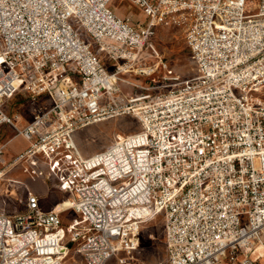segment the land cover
Instances as JSON below:
<instances>
[{
  "label": "built area",
  "instance_id": "2783aa9c",
  "mask_svg": "<svg viewBox=\"0 0 264 264\" xmlns=\"http://www.w3.org/2000/svg\"><path fill=\"white\" fill-rule=\"evenodd\" d=\"M112 1L0 0V127L29 143L9 164L1 144L0 167H44L67 195L46 209L29 190L23 210L0 209V264L127 259L161 213L166 264H263L264 0H128L144 22ZM159 26L183 32L192 75L170 70ZM18 93L37 105L24 126L5 108ZM126 114L138 131L82 154L77 131Z\"/></svg>",
  "mask_w": 264,
  "mask_h": 264
},
{
  "label": "rangeland",
  "instance_id": "374dc122",
  "mask_svg": "<svg viewBox=\"0 0 264 264\" xmlns=\"http://www.w3.org/2000/svg\"><path fill=\"white\" fill-rule=\"evenodd\" d=\"M115 12L124 17L130 15L133 19L145 21L146 15L135 4L128 0H113ZM87 42L93 41L90 36H84ZM151 41L157 49L169 60V68L173 73H179L185 77L193 74L195 65L190 56V51L186 46L183 32L173 26H159L154 30ZM96 46L94 45L93 49ZM147 54L150 52L144 50ZM102 60L107 62V56L102 53L99 55ZM156 58L148 57L143 62L153 63ZM107 67L111 69L109 63ZM164 71L160 65L157 72L148 79H157ZM125 77L128 74L124 75ZM145 80L146 77H140ZM123 88L132 94V87L122 84ZM46 102V100H45ZM37 105L32 104L31 98L25 93H18L12 99L6 101L5 108L12 114L25 113L24 118H32V109ZM23 118V119H24ZM21 120L19 124L21 125ZM10 136H15L16 131L10 127ZM140 123L138 118L131 114L107 117L101 121L90 124L75 134V139L79 149L85 156L98 152L113 143L119 137H123L131 132L138 131ZM14 167L0 178V209L8 212L23 210L26 206L28 191H32L40 197L44 208L50 209L56 203L62 202L66 198V193L62 192L57 183L46 178L44 167ZM9 167H1L5 169ZM77 215L68 210L64 213V226H67ZM164 214L147 219L143 222L140 229V240L137 252L133 257L126 259V254L119 255L110 259L108 264H166V245L164 236ZM126 259V262L124 260ZM264 264V257L262 258ZM65 264H84L82 257L75 250H72Z\"/></svg>",
  "mask_w": 264,
  "mask_h": 264
},
{
  "label": "crops",
  "instance_id": "0c3cea01",
  "mask_svg": "<svg viewBox=\"0 0 264 264\" xmlns=\"http://www.w3.org/2000/svg\"><path fill=\"white\" fill-rule=\"evenodd\" d=\"M113 6V5H112ZM46 100V99H45ZM44 100V101H45ZM45 103H48V100H46ZM36 109V108H35ZM32 118L35 113L34 108L32 109ZM25 113H21V125L24 126L28 121L24 118ZM24 118V119H23ZM20 119V120H21ZM10 126L4 125L0 127V145L1 144H6V149L4 153V158L6 164H9L13 161V159L22 151H24L28 147V141L21 135H15V136H10ZM14 167H23L22 164L15 165L13 167H9L7 172ZM1 168V167H0Z\"/></svg>",
  "mask_w": 264,
  "mask_h": 264
},
{
  "label": "bare ground",
  "instance_id": "6f19581e",
  "mask_svg": "<svg viewBox=\"0 0 264 264\" xmlns=\"http://www.w3.org/2000/svg\"><path fill=\"white\" fill-rule=\"evenodd\" d=\"M119 138H123V137H119ZM65 201V200H64ZM63 202V201H62ZM62 202L60 203V205L62 206V205H64V206H66L67 204H62Z\"/></svg>",
  "mask_w": 264,
  "mask_h": 264
}]
</instances>
